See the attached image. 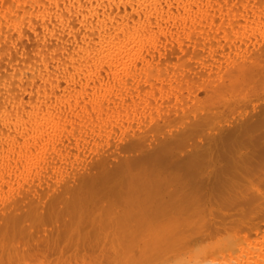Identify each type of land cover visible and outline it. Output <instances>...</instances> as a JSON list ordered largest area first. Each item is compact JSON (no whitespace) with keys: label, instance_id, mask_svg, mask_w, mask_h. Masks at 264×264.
Here are the masks:
<instances>
[{"label":"bare ground","instance_id":"1","mask_svg":"<svg viewBox=\"0 0 264 264\" xmlns=\"http://www.w3.org/2000/svg\"><path fill=\"white\" fill-rule=\"evenodd\" d=\"M0 264H264V0H0Z\"/></svg>","mask_w":264,"mask_h":264}]
</instances>
